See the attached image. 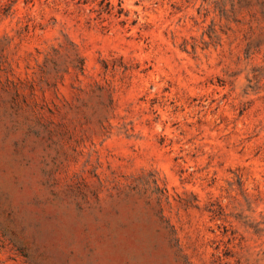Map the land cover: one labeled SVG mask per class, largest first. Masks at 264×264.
Returning <instances> with one entry per match:
<instances>
[{"label": "rangeland", "instance_id": "rangeland-1", "mask_svg": "<svg viewBox=\"0 0 264 264\" xmlns=\"http://www.w3.org/2000/svg\"><path fill=\"white\" fill-rule=\"evenodd\" d=\"M0 264H264V0H0Z\"/></svg>", "mask_w": 264, "mask_h": 264}, {"label": "trees", "instance_id": "trees-1", "mask_svg": "<svg viewBox=\"0 0 264 264\" xmlns=\"http://www.w3.org/2000/svg\"><path fill=\"white\" fill-rule=\"evenodd\" d=\"M105 3V0H102V4ZM111 5L109 3H106V10H109Z\"/></svg>", "mask_w": 264, "mask_h": 264}]
</instances>
